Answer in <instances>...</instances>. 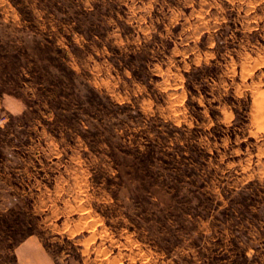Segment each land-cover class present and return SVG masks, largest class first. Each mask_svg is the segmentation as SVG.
Listing matches in <instances>:
<instances>
[{"label": "rangeland", "instance_id": "rangeland-1", "mask_svg": "<svg viewBox=\"0 0 264 264\" xmlns=\"http://www.w3.org/2000/svg\"><path fill=\"white\" fill-rule=\"evenodd\" d=\"M0 264H264V0H0Z\"/></svg>", "mask_w": 264, "mask_h": 264}]
</instances>
